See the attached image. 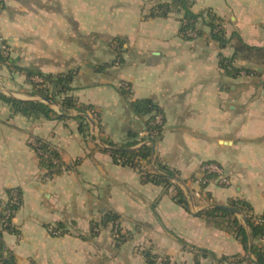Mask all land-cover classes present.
Here are the masks:
<instances>
[{
    "label": "crops",
    "instance_id": "crops-1",
    "mask_svg": "<svg viewBox=\"0 0 264 264\" xmlns=\"http://www.w3.org/2000/svg\"><path fill=\"white\" fill-rule=\"evenodd\" d=\"M159 4L168 13L155 15ZM188 5L205 14L193 38L172 0H3L0 37L13 64L0 62V206L15 188L20 200L10 230L0 219L4 255L17 264H253L229 216L205 211L245 202L264 213V59L237 55L239 74L221 65L235 54L234 34L264 47V0ZM207 12L228 43L211 37ZM29 71L71 73V90L53 92ZM5 98L49 111L22 112ZM145 99L164 120L154 155L123 163L111 149L130 132L140 140L132 148L143 144L149 115L131 104ZM36 139L58 152L60 172L41 165ZM207 162L230 184L202 183ZM158 165L171 181L153 179ZM231 218L249 231L242 212Z\"/></svg>",
    "mask_w": 264,
    "mask_h": 264
},
{
    "label": "trees",
    "instance_id": "trees-1",
    "mask_svg": "<svg viewBox=\"0 0 264 264\" xmlns=\"http://www.w3.org/2000/svg\"><path fill=\"white\" fill-rule=\"evenodd\" d=\"M189 0H172V3L177 7H180L183 10V24L181 27V33L186 38H193L200 34V29L197 26L198 19L204 17L205 14L200 13L196 14L194 13L188 5ZM3 7V0H0V8ZM169 5L167 4H159L154 7V14H166L169 10ZM207 23L210 26L211 29V37L215 40L219 41L221 44L228 43L230 41V38L228 39L226 37L224 28L222 24L220 23L218 17L211 13L207 12ZM192 30L196 32V36H190L188 33ZM236 38V45H235V54L233 57H223L221 59V65L222 67L227 70L230 73L233 74H239L241 71H243L241 68H238L234 64L235 57L237 55H241L244 59H251V58H257L258 60L264 59V47L260 46H253L250 44H247L243 41V39L238 34H234L232 36V39ZM1 45H5L8 47V44L5 40H3L0 37V62H9L13 64V62L10 61V56L5 55L3 52V48ZM251 72H257L255 69L250 70ZM29 75L38 74L43 78L42 82L49 84L52 88L53 92L58 93H64L69 90H71L70 83L73 80V75L71 73H65V74H43L42 72L37 71H29ZM129 86V85H128ZM45 87V86H44ZM124 92L127 94L129 92V89L124 88ZM45 97L47 99H52L53 97L48 96L47 93H44ZM12 106H16L20 111L27 112V110H44L46 113L49 111L46 106L43 104L36 102V101H21L16 100L14 98H5ZM64 104L68 107L72 106L74 104L73 98L71 96H66L64 99ZM132 108L139 114H148V124H147V130H155L157 131V137L160 136L163 126V121L161 124L153 125L152 121L155 119L156 115L158 113H162L161 109L155 105L151 100L145 99V100H137L135 102H132ZM82 118L85 117V115L81 116ZM130 137H133V140H130L128 143H125L122 147H114L112 148V153L117 157L118 161H122L123 163H135L138 164L140 159H149L151 160L152 156L154 155V146L148 145L146 143L141 144L138 148H132V146L139 143V139H137V134L134 132L129 133ZM38 144L40 146L35 147L36 151L38 152V155L40 157V162L43 167H45L50 175L60 172L63 168V162L58 154V152L52 148L48 143H46L42 139H36ZM155 144V142H154ZM49 153V157L45 156V153ZM53 159H58V162H53ZM158 168L163 170L162 173H157L153 175V179L158 181H171L172 177L174 176V173L166 168L165 166L158 165ZM146 177H150V173L145 174ZM205 184V183H204ZM11 196H12V190L9 191V198L6 202L1 204L0 206V219L3 221V227L4 229H11L10 225V219L14 214V210L18 207V205H15L11 203ZM178 201L181 203L186 204L185 195L181 190H178L177 193ZM231 208L238 210L244 214L245 222L249 227V231L245 228L243 224H241L238 219L231 218L234 215V210L222 207V206H213L206 210L205 212L207 215H210L212 217L215 216H225L229 218V224L233 227L234 231L237 234L238 239L244 246V249L246 251V258L249 259L253 264H264V248L259 244V238L261 236H264V223H256L254 219L255 213L252 211L250 205L248 203L242 202L237 203L233 205ZM8 211H12L10 214ZM247 211H251L252 213L250 215H247ZM257 217H261L264 219V213L263 214H256ZM110 220L116 221V216H110ZM118 232V231H117ZM0 238H1V232H0ZM1 241V240H0ZM0 264H17L15 257L12 254L4 255V253L0 252Z\"/></svg>",
    "mask_w": 264,
    "mask_h": 264
},
{
    "label": "built area",
    "instance_id": "built-area-1",
    "mask_svg": "<svg viewBox=\"0 0 264 264\" xmlns=\"http://www.w3.org/2000/svg\"><path fill=\"white\" fill-rule=\"evenodd\" d=\"M190 36H196V32L190 30L188 33ZM3 48V52L4 54H8V47H6L5 45H1ZM117 46V44H116ZM42 81V80H40ZM124 88L125 89H129V86L127 83L124 84ZM163 120V115L162 113H158L155 117V119L152 121L153 125H157V124H161ZM157 139V131L155 130H147L146 131V137L145 139H143L142 143H146L148 145H154L155 140ZM32 144L36 145V146H40V144H38V142L36 140H32ZM46 157H49V153L46 152L45 153ZM53 162H58V159H53ZM202 170L204 171V173H206V176L201 178L200 181L202 183H208L210 181H219L225 185L230 184V179L224 175V172L222 170V168L216 164L215 162H207L203 165ZM20 202L19 200V191L15 188L12 190V196H11V203L18 205ZM12 211H8V213L10 214ZM252 212L251 211H247V215H250ZM254 219L256 223H264V219L261 218L260 216L257 217L256 214L254 215ZM52 231L56 232L55 230L52 229ZM259 244L264 248V236H261L259 238Z\"/></svg>",
    "mask_w": 264,
    "mask_h": 264
},
{
    "label": "water",
    "instance_id": "water-1",
    "mask_svg": "<svg viewBox=\"0 0 264 264\" xmlns=\"http://www.w3.org/2000/svg\"><path fill=\"white\" fill-rule=\"evenodd\" d=\"M222 207H225V208H228V209H231V210L237 211V210H235V209H233V208H231V207H228V206H222Z\"/></svg>",
    "mask_w": 264,
    "mask_h": 264
},
{
    "label": "rangeland",
    "instance_id": "rangeland-1",
    "mask_svg": "<svg viewBox=\"0 0 264 264\" xmlns=\"http://www.w3.org/2000/svg\"><path fill=\"white\" fill-rule=\"evenodd\" d=\"M6 55H9V54H6Z\"/></svg>",
    "mask_w": 264,
    "mask_h": 264
}]
</instances>
